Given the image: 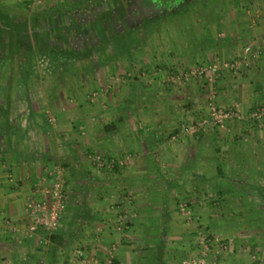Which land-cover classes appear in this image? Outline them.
<instances>
[{
    "label": "crops",
    "instance_id": "1",
    "mask_svg": "<svg viewBox=\"0 0 264 264\" xmlns=\"http://www.w3.org/2000/svg\"><path fill=\"white\" fill-rule=\"evenodd\" d=\"M224 10L223 40L211 34L218 26L214 13L206 22L194 19L191 24L193 29L206 28L196 44L189 32L171 39L161 36L151 51L135 45L133 51L139 42L134 37L128 44L129 60L115 50L110 53L108 74L95 66L80 75V82L36 85L39 106L29 122L28 110L20 114V126L4 121L0 264H19L18 247L20 264H37L36 252L46 248L39 246L40 234L27 232L25 209L53 168L63 180L65 207L47 245L52 257L45 264H78L72 259L81 248L98 264H172L168 251L181 248L176 235L184 234L174 232L185 229L178 215L180 201L192 203L194 218L202 213L213 217L215 204L243 202L246 188L264 186V125L257 129L246 119L256 105L264 104V0L230 3ZM241 44L249 48L248 67L225 76L218 87L219 104L238 111L227 123L228 131L208 127L170 140L178 124L189 114L203 115L205 105L199 85L160 84L162 76L172 69L180 73L173 68L180 60L192 66L214 54L242 55ZM85 54L86 60L90 54ZM12 105L6 101L4 107L10 117ZM94 155L118 164L112 171L100 168L91 160ZM123 197L129 198L127 205ZM123 209L127 222L119 224ZM4 216L18 226L13 232L18 234L5 228Z\"/></svg>",
    "mask_w": 264,
    "mask_h": 264
},
{
    "label": "rangeland",
    "instance_id": "2",
    "mask_svg": "<svg viewBox=\"0 0 264 264\" xmlns=\"http://www.w3.org/2000/svg\"><path fill=\"white\" fill-rule=\"evenodd\" d=\"M157 1L0 0V134L4 133V121L7 118L13 125L20 126V117L27 110L29 122L31 111L39 106L36 105V95L39 93L35 89L36 85L56 82L66 85L71 81L80 82L82 78L80 75L82 73L86 75V71L88 73L95 66L104 68L102 70L108 74L112 66L110 53L115 50L129 60L128 44L135 38L139 42L133 44V51L135 46L151 51L152 46L154 49L159 46L158 38L161 36H169L171 39L181 34L187 35L189 32L191 33L189 36L195 37L193 41L196 44L198 43L196 38L203 34L201 31H205L206 28L199 26V29H193L191 24L194 19L202 22L210 20L213 13L217 15L218 26L211 34L216 40L221 41L225 38V28L221 27L224 24L220 22L226 19L227 11L224 10V6L243 0H173L168 8L166 5L158 6ZM190 28L196 31L191 32ZM206 36H209V32H206ZM242 47L241 44L239 48ZM245 48L248 47L242 48V55L218 57L214 54L208 60L198 59L199 62L192 66L188 65L187 61L180 60L177 65H173L180 73L172 69L170 73L162 76L163 81H160V84L199 85L205 105L203 115L197 117L189 114L190 118L178 124L170 133L173 134L171 137L176 136L179 130H188L185 137L200 134L208 127L228 131L227 123L238 117V111L236 106L219 104L218 87L225 76H235L242 67H248L247 54L250 52L245 53ZM82 51L90 54L89 59L86 57L87 61L84 58L86 54ZM258 51L256 55L261 56V51ZM6 101L14 105L12 109L15 112H12L11 117L4 109ZM211 105L218 115L228 111L233 115L226 117L222 126L214 124L209 117ZM256 108L264 109V104L256 105L247 114L246 119L255 128L261 129L264 118L259 123L251 119V114ZM205 116H207L205 127L191 133L189 128ZM15 131L16 134H20V130ZM171 137L170 140L173 141L184 138ZM261 158L264 163V155ZM54 169L56 168L49 171L52 172ZM49 171L44 178L43 188H47L52 180ZM61 183L63 186L62 177ZM62 190L64 191V186ZM244 193L248 197L243 202L234 200L226 204H215L213 217H206L202 213L198 218H194L191 214L192 203L180 201L178 215L180 221L185 224L183 225L185 229L174 232L184 234L183 237L176 235L177 244L181 248L168 251L169 257H172V264H264V186H249ZM234 198L232 196V199ZM183 204L186 205L185 212L180 211ZM203 206L207 207L206 204ZM6 223L15 229L18 227L4 216L2 224L5 228ZM41 240L42 236L39 239V246L46 248L38 250L41 254L36 252L37 264H45L44 259L52 257L50 248L47 247L50 240L46 244H42ZM180 242H185V245L182 246ZM15 255L20 264V247L17 248ZM72 260L78 261L75 256Z\"/></svg>",
    "mask_w": 264,
    "mask_h": 264
},
{
    "label": "built area",
    "instance_id": "3",
    "mask_svg": "<svg viewBox=\"0 0 264 264\" xmlns=\"http://www.w3.org/2000/svg\"><path fill=\"white\" fill-rule=\"evenodd\" d=\"M249 51V48H245V53ZM259 51L256 52L258 54ZM233 113L229 111L218 115L215 113L213 106H210L209 117L212 118L214 124H222L227 118L231 117ZM264 118V109L256 108L251 114V119L259 123ZM207 123V116L204 119L198 120L194 126L189 128L191 133H196L202 130ZM222 126V125H221ZM188 130L183 131L179 130L176 136L171 137H185ZM93 162L96 166L100 168H105L106 170H114L118 162L114 159H106L102 156H94ZM51 176L52 180L47 188H43L44 179L40 181L37 185V189L34 196L29 197L26 201V218L27 226L26 230L30 234H40L42 236L41 243L46 244L50 240L52 235L55 233V230L58 227L59 219L65 207V195L63 192V186L61 183V174L57 169H54L52 172L48 173ZM123 204L126 205L129 203V198L123 197ZM180 211H187L186 205L183 204L180 206ZM127 213L123 209L122 212L118 215L117 222L119 224L126 223ZM6 227L10 232H15L16 229L14 226H11L9 223H6ZM113 250L112 248L107 255V262L110 263L113 259ZM74 256L78 259V264H98L96 261L91 259L86 253V250L81 248L75 251Z\"/></svg>",
    "mask_w": 264,
    "mask_h": 264
},
{
    "label": "flooded vegetation",
    "instance_id": "4",
    "mask_svg": "<svg viewBox=\"0 0 264 264\" xmlns=\"http://www.w3.org/2000/svg\"><path fill=\"white\" fill-rule=\"evenodd\" d=\"M171 1H173V0H158L157 1V3L159 4L158 6H162V7H164V5H166L167 6V8H168V6H169V3L171 2ZM152 3H153V1H151ZM172 3V2H171ZM170 3V4H171Z\"/></svg>",
    "mask_w": 264,
    "mask_h": 264
}]
</instances>
